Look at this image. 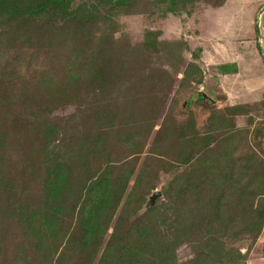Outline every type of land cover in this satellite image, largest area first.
<instances>
[{
  "label": "rangeland",
  "instance_id": "374dc122",
  "mask_svg": "<svg viewBox=\"0 0 264 264\" xmlns=\"http://www.w3.org/2000/svg\"><path fill=\"white\" fill-rule=\"evenodd\" d=\"M45 1L0 0V264H110L115 252L122 264H264V137L253 135L264 87L235 93L264 75V0L203 12L200 0L173 12L102 0L110 11L94 18L75 11L94 0H57L23 12ZM199 43L228 63L205 71ZM106 45L122 55L110 85L92 61ZM233 51L243 69L225 79ZM153 105L162 115L144 130L133 114ZM164 120L213 140L176 168L179 143L157 139ZM131 134L145 142L136 152ZM84 183L88 199L74 193Z\"/></svg>",
  "mask_w": 264,
  "mask_h": 264
},
{
  "label": "trees",
  "instance_id": "16d2710c",
  "mask_svg": "<svg viewBox=\"0 0 264 264\" xmlns=\"http://www.w3.org/2000/svg\"><path fill=\"white\" fill-rule=\"evenodd\" d=\"M56 1L57 0L45 1L44 5H41V6L38 4L36 6H33V7L28 6L27 8H25L23 10V12L36 15L41 11V9H43L46 6L45 5L46 3H51V2L56 3ZM61 1H63V0H61ZM100 1H102V0H100ZM100 1H98V0L92 1V3H90V5H89L90 9L84 8L83 6L79 5L75 10L76 15L80 13L82 16L88 14L89 17L92 16V18H94L95 16H99V15L102 17H105L107 12L110 11V8L109 9H107L106 7L100 8L102 6L101 3H106L105 1H102V2H100ZM127 1L128 0H115L114 4H118V3L124 4ZM131 1H134V0H131ZM156 1H157V4H165L166 7H167V5H170V4H173V7H174L176 4H178V2L181 1V3H182L181 9H183V7L187 4V2L189 0H160V1L156 0ZM200 1L203 4L207 5V7H212V8L219 7L224 2V0H200ZM107 3L110 4V6H111V0H108ZM166 9L169 12L173 10V9H169L168 7ZM149 38L150 37H148V39ZM144 45L147 47H152V49L147 48V49H145V51L148 50L151 53L152 52L154 53L153 49L155 47H153V44L151 43V41L147 40L144 43ZM148 56H150V54ZM121 57H122V55L115 54L114 52L111 51V47H108L106 45L103 49H101L99 52H97L96 54L93 55L92 61L94 62V65L98 66V67L102 66V67L108 68V69H113V68L117 69L119 67V61L121 60ZM98 67H97V71H95V73H96L95 76H99L102 79V81H104L103 83L106 85H110L113 82V80H111V79H115L116 75L119 76V73H117V71L113 69L112 70L113 71V78H112L111 77L112 73L105 72V70L100 69V67L99 68ZM121 74H123V73H120V75ZM148 74L149 75H152V74L160 75V74H162L164 76V72L161 70H159L158 73L157 72H150ZM168 92H169L168 89H165L164 91H162V95L157 100V101H162V102H160V106H162V107H165V105L167 106V103H164V101L168 100L167 99L168 98V95H167ZM135 97H137V95ZM135 97L134 98L130 97L129 99H127V101H136ZM259 102H260L262 109L264 110V95H263L262 99L259 100ZM236 108H240V110L243 109V111L248 110L242 104L235 107L234 110ZM155 109H158V110L160 109L158 116L162 115L163 110H161V107L160 108H154V105H153L150 108H148L147 110H144L143 112L142 111L141 112H135V114H133L134 119H135L134 123L137 122L138 125L142 128L144 127L143 129L145 130L146 124L150 121L151 117L155 114L153 112ZM174 121L175 120H172V121L164 120L161 122L159 129H157L160 132L157 139L160 143H162L163 147L167 146V144H170V146L172 148L173 143H175V142L179 143V147L177 149V156H176V159L174 160V162H172V164L176 168H178V167L184 168V166H186L190 163V161L192 159V155L204 151L208 147V143L211 142L213 140V138H212L211 134L206 133V135H203L202 137L201 136L197 137L194 134L195 138L193 139L192 135L187 133L183 127L181 128L180 124L176 126L175 125L176 123H174ZM261 122H262V124L260 125V127L253 130V135L257 138L264 137V120ZM131 137H132L131 142L129 144L132 143L134 145L133 148H131L133 151L136 152V151L140 150L145 145V142H143V139L140 136L136 137L135 134H133V135L131 134ZM133 138H134V140H133ZM135 140L137 141V143L134 142ZM137 146H139V147L136 149ZM198 148H200L199 151H198ZM158 151H159V149H157V152ZM85 187H86V189H84ZM77 189L78 190L76 192H74L76 197L82 196V194H84V197H86V199H88L87 195H89V194H91V192H93V184L89 183L88 185H86L84 183L82 186L81 185L78 186ZM83 190H85L84 193L82 192ZM104 190L102 192H104ZM106 202H107V200H106ZM80 204H82V206H83V204H85V203L80 202ZM151 204H153L152 200L147 202V205H151ZM96 206H99V208L103 207L101 202L94 203V204L89 203L88 211L91 212V211L95 210ZM260 214L264 215V212H260ZM83 231H87L86 234L83 235V237H86V235H88L90 237L92 236V230L84 229ZM95 234H96V232H95ZM126 235H128V233H126ZM121 247H123V245H121ZM118 250L120 251V247ZM118 255H120V254H118V252H115V254L113 255V257L114 256L115 257L110 261V264H122V263H119V256Z\"/></svg>",
  "mask_w": 264,
  "mask_h": 264
},
{
  "label": "crops",
  "instance_id": "0c3cea01",
  "mask_svg": "<svg viewBox=\"0 0 264 264\" xmlns=\"http://www.w3.org/2000/svg\"><path fill=\"white\" fill-rule=\"evenodd\" d=\"M226 0H224V2H223V4L221 5V6H219V7H215V8H213V9H219V8H221L223 5H225L226 4ZM207 8H209V7H207V6H205V4H203V3H201V5H200V7H199V9H201L202 10V12L203 11H205ZM198 9V10H199ZM204 15L205 14H202L201 15V18H204ZM203 25H205V24H203L202 23V26ZM196 48L198 49V50H200V48H201V51H200V60H201V65L204 67V69H205V71H207V69H208V67L209 66H213L214 65V63L216 64V65H218V67H220V68H222V66L223 65H226L227 63H228V61L227 60H225V62L224 61H222V60H220L219 62H215V61H211V60H209V58H206V55H205V46L204 45H202L201 43H199V46H196ZM235 52V53H234ZM241 51H239V52H237V51H233V53L234 54H232V53H230L229 55V61L231 62V63H233L234 65V67H235V69H234V71L233 72H225V71H222L223 73H224V76L226 77L225 79H227L228 78V76H230V75H232V74H234V75H240L241 74V70L243 69L242 67H241V62H242V55H239V54H241L240 53ZM255 52V56L257 57L258 55H257V53H256V51H254ZM238 55V56H237ZM231 56L232 57H238L239 58V60H237V58H234V60H233V58H231ZM208 76V75H207ZM214 79V78H213ZM215 80V79H214ZM259 85H263V87H264V75H263V77L262 78H260V79H258V80H254L253 79V77H248V79H247V81H241L240 83H239V85L238 86H242V88H243V90H242V92H235V93H237V94H248V97H250V96H253L254 95V93L258 90V87H259ZM222 92H223V90H222ZM247 92V93H246ZM251 94V95H250ZM247 97V98H248ZM241 98H244V95H241ZM261 100V99H260ZM237 101V100H236ZM241 101H250L249 99H247V100H241ZM254 101H259V99L258 100H254Z\"/></svg>",
  "mask_w": 264,
  "mask_h": 264
},
{
  "label": "water",
  "instance_id": "95a60500",
  "mask_svg": "<svg viewBox=\"0 0 264 264\" xmlns=\"http://www.w3.org/2000/svg\"><path fill=\"white\" fill-rule=\"evenodd\" d=\"M263 10H264V5L262 6V8H261V13L263 12ZM257 23H259V21H257ZM258 26V25H257ZM257 31V33H258V30H256ZM204 95L202 94V97H203ZM158 195V193H155V195L152 197V198H154V197H156Z\"/></svg>",
  "mask_w": 264,
  "mask_h": 264
}]
</instances>
